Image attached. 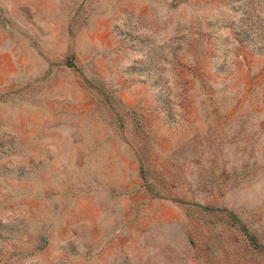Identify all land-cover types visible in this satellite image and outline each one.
<instances>
[{"label": "rangeland", "instance_id": "374dc122", "mask_svg": "<svg viewBox=\"0 0 264 264\" xmlns=\"http://www.w3.org/2000/svg\"><path fill=\"white\" fill-rule=\"evenodd\" d=\"M0 264H264V0H0Z\"/></svg>", "mask_w": 264, "mask_h": 264}]
</instances>
